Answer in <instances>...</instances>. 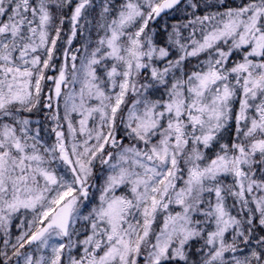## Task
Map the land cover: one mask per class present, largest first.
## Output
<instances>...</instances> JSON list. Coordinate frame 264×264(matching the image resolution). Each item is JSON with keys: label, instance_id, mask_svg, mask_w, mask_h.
Masks as SVG:
<instances>
[{"label": "snow or ice", "instance_id": "snow-or-ice-1", "mask_svg": "<svg viewBox=\"0 0 264 264\" xmlns=\"http://www.w3.org/2000/svg\"><path fill=\"white\" fill-rule=\"evenodd\" d=\"M0 264H264V0H0Z\"/></svg>", "mask_w": 264, "mask_h": 264}]
</instances>
